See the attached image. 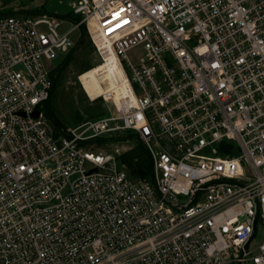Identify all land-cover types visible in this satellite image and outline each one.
Listing matches in <instances>:
<instances>
[{
    "label": "built area",
    "instance_id": "built-area-1",
    "mask_svg": "<svg viewBox=\"0 0 264 264\" xmlns=\"http://www.w3.org/2000/svg\"><path fill=\"white\" fill-rule=\"evenodd\" d=\"M68 1L127 87L54 132L49 63L76 42L0 13V264H264V0ZM129 134L145 176L94 141Z\"/></svg>",
    "mask_w": 264,
    "mask_h": 264
},
{
    "label": "rangeland",
    "instance_id": "rangeland-1",
    "mask_svg": "<svg viewBox=\"0 0 264 264\" xmlns=\"http://www.w3.org/2000/svg\"><path fill=\"white\" fill-rule=\"evenodd\" d=\"M68 2V0H0V13L43 11L56 14L60 20L58 32L62 34L71 31L69 36L77 43L80 29H72L74 22L62 17L71 11ZM92 46L91 40L90 44L85 41L79 47L73 48L66 56L61 54L60 57L49 63V67H53L51 80L53 77L57 78V85L49 99L52 103L55 116L51 120L47 118L48 124L54 132L59 133L62 129L68 127L80 129L90 119L106 115L108 107H111V104L102 98L91 100L78 79V75L81 74L83 68L91 67L101 61ZM141 54L142 49L136 48L129 52V57L132 61L136 62ZM67 57H69V60L66 64L60 70H57ZM126 137L127 139L119 140L115 138H99L94 141L97 144L109 146V148H128L120 161H125L124 158L131 152V159L134 165L130 166L127 164V166L132 168V170L139 165L147 168L148 163H151L149 152L138 139L132 137V134ZM137 159L140 162L135 164ZM255 241H261L260 229L255 237Z\"/></svg>",
    "mask_w": 264,
    "mask_h": 264
},
{
    "label": "bare ground",
    "instance_id": "bare-ground-1",
    "mask_svg": "<svg viewBox=\"0 0 264 264\" xmlns=\"http://www.w3.org/2000/svg\"><path fill=\"white\" fill-rule=\"evenodd\" d=\"M80 84L90 98L111 93L112 99L119 103L127 87L124 69L116 54H107L100 61L79 75ZM117 143V142H116Z\"/></svg>",
    "mask_w": 264,
    "mask_h": 264
},
{
    "label": "trees",
    "instance_id": "trees-1",
    "mask_svg": "<svg viewBox=\"0 0 264 264\" xmlns=\"http://www.w3.org/2000/svg\"><path fill=\"white\" fill-rule=\"evenodd\" d=\"M66 16L72 18V20L74 22H79L80 21V16L74 15L71 12H68ZM79 29H80V36H79V39H78V41H77V43H76V45H75L74 48L79 47L85 41H87L88 44H90V39L87 36L88 34H87V30H86V27H85L84 23H81L79 25ZM92 47L94 48V46H92ZM68 60H69V57H67L66 60L64 62H62L61 66L58 67L57 70H60L62 68V66L66 64V62ZM88 68H90V67H88ZM88 68H83V70L81 72L85 71ZM56 83H57V78L56 77H53L52 78V86H51V89H50L49 98L45 101V104H44V113L47 116V118H49L50 120L52 118H54L55 114H54V110H53V107H52V103H51V101L49 99H50V96H52V93H53V90H54L55 86L57 85ZM130 153L131 152H129L126 155V157L124 158V160L130 166H133L134 163H133V161L131 159L132 155ZM139 162L140 161L137 159V162H135V164H138ZM150 168H151V163H148V167L147 168H144L141 165H139V166H137V168H134V170H137L138 174L145 176V175H147L149 173Z\"/></svg>",
    "mask_w": 264,
    "mask_h": 264
},
{
    "label": "water",
    "instance_id": "water-1",
    "mask_svg": "<svg viewBox=\"0 0 264 264\" xmlns=\"http://www.w3.org/2000/svg\"><path fill=\"white\" fill-rule=\"evenodd\" d=\"M28 13H32V14H43V13H45V14H47V15H50V16H56V17H58L56 14H53V13H50V12H43V11H27ZM62 17H64V18H66V19H69V20H71V21H73L72 20V18H70V17H68V16H62ZM74 22V21H73ZM39 114V112L38 111H35L34 112V116H37ZM133 138H136V139H139L138 138V136L137 135H133L132 136ZM115 139H120V138H115Z\"/></svg>",
    "mask_w": 264,
    "mask_h": 264
}]
</instances>
